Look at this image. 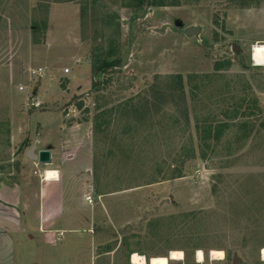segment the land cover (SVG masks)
<instances>
[{"label": "rangeland", "instance_id": "rangeland-1", "mask_svg": "<svg viewBox=\"0 0 264 264\" xmlns=\"http://www.w3.org/2000/svg\"><path fill=\"white\" fill-rule=\"evenodd\" d=\"M164 3L132 11L129 0H38L31 14L22 2L1 5L0 159L9 165L21 158L28 170L24 155L32 144L50 148L47 167H59L71 182L69 200L82 227L94 226L96 215V232L118 233L115 264H131L134 253L146 261L165 256L169 264H234L237 253L238 264H264V130L240 149L236 134L225 132L211 157L197 155L174 177L179 141L197 137L206 97L191 96L190 74L230 60L218 82L241 75L264 106V66L251 60L252 47L264 44V0ZM192 26L201 27L199 36L186 35ZM239 52L247 68L237 63ZM99 54L118 61L119 73L94 74ZM39 67L41 75H31ZM172 74L183 76L184 111L179 91L167 89ZM107 76L108 88L98 87ZM104 110L108 127L96 132V114ZM151 174L160 181L147 184ZM82 247L80 261L89 253ZM213 249L223 258H213ZM172 251L183 258L171 259Z\"/></svg>", "mask_w": 264, "mask_h": 264}, {"label": "crops", "instance_id": "crops-1", "mask_svg": "<svg viewBox=\"0 0 264 264\" xmlns=\"http://www.w3.org/2000/svg\"><path fill=\"white\" fill-rule=\"evenodd\" d=\"M10 1L24 3L31 14L38 0H0V6ZM65 146L63 155L68 158L69 147ZM26 154L25 159L31 162L28 170L23 168L21 158L9 165L0 159V264H115L118 233L96 232L95 225L102 222L96 215L92 216L94 226L82 227V218L74 213L69 200L71 182L67 183L65 172L47 165L40 169L41 164L29 160ZM48 170L58 178H48ZM87 183L88 179L83 183L85 190ZM86 192L85 201L91 193ZM82 245L89 253L80 261Z\"/></svg>", "mask_w": 264, "mask_h": 264}, {"label": "trees", "instance_id": "trees-1", "mask_svg": "<svg viewBox=\"0 0 264 264\" xmlns=\"http://www.w3.org/2000/svg\"><path fill=\"white\" fill-rule=\"evenodd\" d=\"M146 5L164 6L166 4L164 0H129L128 7L132 11H138ZM236 56L239 58L237 63L243 68H247L241 53H237ZM116 65H119L118 61H106L105 58L99 54L92 62V71L94 74L103 72L107 75L110 72L112 74L119 73L114 70ZM230 65V60L217 61L214 64L212 72L205 74L193 73L188 76L191 96L195 98L200 96V93L203 92L206 97H204L205 100H200V114L202 118L197 119L194 127L197 137L179 141V169L174 174V177L183 176L186 163L195 159L197 155L203 160L211 157L215 151L218 150L219 146L222 144L224 145L223 135L225 132L232 131L236 134V145H238L237 147L240 149L251 133L264 130V106L261 105L259 98L252 92V87L249 82L243 81L241 75H238V79L230 77L229 80L225 81V86L218 82L221 78L225 80L226 76L222 74V71L224 67L227 69ZM107 68H111L109 73L106 72ZM112 80V76H107L98 84V87L107 89L112 83ZM184 88L185 83L181 74H172L169 76V86L167 89L170 91H179V111H184L181 107V99L183 98V102H186V98L182 95ZM159 92L157 90V93ZM162 96H164V94ZM83 101L77 102L78 107H82ZM103 105L104 103L97 104L95 109L99 110ZM134 112H137L135 108ZM105 114L106 110L96 114V132L103 131L108 127L109 122L103 118ZM262 115V121L258 126V121ZM231 145L233 144L227 142V147ZM196 150H198V153H196ZM159 169H161V167ZM151 175L147 184L160 181L158 176ZM165 177H167V175L163 176L164 179H166Z\"/></svg>", "mask_w": 264, "mask_h": 264}, {"label": "bare ground", "instance_id": "bare-ground-1", "mask_svg": "<svg viewBox=\"0 0 264 264\" xmlns=\"http://www.w3.org/2000/svg\"><path fill=\"white\" fill-rule=\"evenodd\" d=\"M254 54L253 52H251V59L252 61H256L259 64H262L264 62H261V60H259V56L261 53L264 54V44H257L254 46ZM253 54V55H252ZM48 178H54V176L56 178H58V176H56L57 174L55 172H51L48 170V172L46 173ZM261 257L264 260V246L261 248ZM211 256L215 259H222L223 258V252L220 250H211L210 252ZM196 257H197V261L198 262H202L204 260V254L202 250H197L196 253ZM171 259H182L183 258V252L182 251H172L171 252ZM131 262L133 264H169V258L165 257V256H155V257H151L148 261H146L144 258L139 257L138 254H133L131 257Z\"/></svg>", "mask_w": 264, "mask_h": 264}, {"label": "water", "instance_id": "water-1", "mask_svg": "<svg viewBox=\"0 0 264 264\" xmlns=\"http://www.w3.org/2000/svg\"><path fill=\"white\" fill-rule=\"evenodd\" d=\"M176 26H182L183 23L180 20L175 21ZM201 32V27L200 26H192L188 27L185 30L186 35L188 36H199ZM234 46V50H237L236 46ZM26 157L31 160V161H37L39 164L42 165H48L52 161L51 157V151L48 149H38V142H34L32 146L27 150ZM242 262V259L238 256L237 253H234L233 256V263L238 264Z\"/></svg>", "mask_w": 264, "mask_h": 264}, {"label": "built area", "instance_id": "built-area-1", "mask_svg": "<svg viewBox=\"0 0 264 264\" xmlns=\"http://www.w3.org/2000/svg\"><path fill=\"white\" fill-rule=\"evenodd\" d=\"M254 49H255V47H252V52H253V54H254ZM252 54V55H253ZM251 59H253V58H251ZM259 60H261V62H264V54L263 53H261L260 54V56H259ZM253 62V64L255 65V66H264V63H262V64H259V63H257L255 60L254 61H252ZM42 68H37V69H32L31 70V75H33V76H38V75H41V73H42ZM68 71V69H66L65 70V72H67ZM20 89L21 90H23L24 88L22 87V86H20ZM69 157V156H68ZM86 200L89 202V203H92V197L89 195V196H87L86 197Z\"/></svg>", "mask_w": 264, "mask_h": 264}]
</instances>
